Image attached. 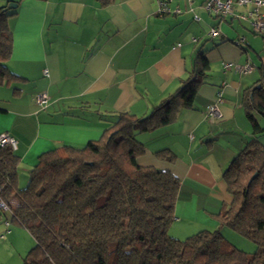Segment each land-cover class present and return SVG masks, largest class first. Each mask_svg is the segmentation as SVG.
I'll use <instances>...</instances> for the list:
<instances>
[{"label":"crops","instance_id":"1","mask_svg":"<svg viewBox=\"0 0 264 264\" xmlns=\"http://www.w3.org/2000/svg\"><path fill=\"white\" fill-rule=\"evenodd\" d=\"M9 3L16 7L8 9L14 14L7 20L12 53L6 66L24 80L0 86V133L14 137L16 169L28 174L41 152L99 138L117 113L146 115L186 77L195 53H204L209 70L192 107L171 124L135 137L144 146L138 164L168 170L180 181L169 234L182 238L195 229H216L211 214L230 202L222 172L252 137L242 91L259 78L253 70L242 75L223 65L249 59L257 69L247 51L263 54L264 36L250 43L241 36L245 51L231 42V30L207 42L209 26L220 21L204 10L203 0H170L169 7L180 13L163 16L156 13L157 0H0L5 8ZM232 19H225L230 27ZM238 22L250 29L247 21ZM218 87L221 116L212 120L204 110ZM39 92L48 96L44 108L34 101ZM255 118L264 126L262 117ZM161 149L173 153L174 161L157 158ZM10 232L0 231V240ZM7 242L0 241V252Z\"/></svg>","mask_w":264,"mask_h":264},{"label":"trees","instance_id":"2","mask_svg":"<svg viewBox=\"0 0 264 264\" xmlns=\"http://www.w3.org/2000/svg\"><path fill=\"white\" fill-rule=\"evenodd\" d=\"M8 11L0 6V86L24 80L6 66L12 53L7 20L14 14ZM262 52L260 77L241 96L252 137L222 172L230 202L211 214L216 229L171 236L180 181L168 170L137 162L144 146L136 133L171 124L192 107L209 70L198 50L186 77L146 115L119 112L99 138L41 152L25 187H18L20 157L9 145L0 146V198L8 207L3 216L34 241L21 264H264V144L258 139L264 126L255 118L264 119V45ZM155 155L175 159L168 149ZM223 228L253 242L255 250L231 246Z\"/></svg>","mask_w":264,"mask_h":264},{"label":"built area","instance_id":"3","mask_svg":"<svg viewBox=\"0 0 264 264\" xmlns=\"http://www.w3.org/2000/svg\"><path fill=\"white\" fill-rule=\"evenodd\" d=\"M170 0H157V9L156 13L159 16L167 14H177L180 13L178 8L171 9L169 7ZM191 3V0H188ZM202 7L210 15L217 17V21L225 19L226 17L235 18L237 20L247 21L250 30L255 34L264 33V0H203ZM240 8L243 10L237 11L236 9ZM194 21H199L197 15H193ZM220 29L217 24L210 25L208 28L207 34L212 38L218 36ZM234 45L242 49V46L245 44L244 37H239L231 41ZM225 70H231L237 74L246 75L252 72L253 64L249 59H246L244 63H232L227 62L223 65ZM215 101L208 104L204 110V116L206 118L215 120L218 119L221 114L218 108V105L222 102V89L217 88L215 94ZM34 101L39 108H44L48 102V96L46 92H39L35 95ZM9 145L12 150L16 149L17 142L8 133H0V146ZM8 212V207L0 198V217L3 216V213ZM3 224L5 232H8L9 220L7 218L3 219ZM4 236L3 233H0V238Z\"/></svg>","mask_w":264,"mask_h":264},{"label":"rangeland","instance_id":"4","mask_svg":"<svg viewBox=\"0 0 264 264\" xmlns=\"http://www.w3.org/2000/svg\"><path fill=\"white\" fill-rule=\"evenodd\" d=\"M209 15V14H208ZM211 17H214L213 15H209ZM225 19H229V17H226ZM225 19H221V21L219 22V29H220V34L219 36L216 38L218 39L222 33L221 32H226L231 30L232 32L229 33L230 35H232V37H234V39H237L241 36H244L246 38V40L249 41L253 39L254 41H262V36H264V34H255L253 33L250 29L248 28H244L243 25L246 27V25L243 23H239L237 19L233 18L232 19V25L231 27L227 24V22L225 21ZM218 18L214 17V21H217ZM208 37L206 38V41H211L212 38L206 34ZM246 44V43H245ZM247 53H249L254 66H256L257 63H259L258 61V56L256 55V53L253 50H248ZM260 56H263V54H261ZM253 78H258L260 77L256 67L253 68ZM255 117L261 118L260 115L256 114ZM263 119V118H262ZM264 123V119L262 121ZM251 129V128H250ZM136 136V135H135ZM262 140L264 141V134L261 135ZM259 138V141H260ZM261 142V141H260ZM263 144V143H262ZM236 154V153H235ZM233 157V156H232ZM17 177H18V187H25L27 182H28V169L25 170L24 168L20 167L19 170H17ZM5 217L2 216L0 217V231H3L4 229V224H3V219ZM9 231H11L10 235H5L4 240H0V241H5L7 242V239L9 237H12L13 240L8 243V247H5L3 249L2 252H0V264H6L8 262V264H21L22 262V258L19 257L24 256L27 251L34 245V241L32 239V237L30 236V234L23 229L21 226H19L18 224L15 223H11L9 222ZM174 227V226H172ZM173 228H170L168 231L171 234ZM196 231L198 229H195ZM227 231L222 232L223 236L225 237V239L230 243L231 246L239 249V250H243L245 252L248 253H252L255 250V245L253 242H251L250 240L240 236L239 234H237L236 232L230 230V229H226ZM195 231V232H196ZM176 238V237H174ZM185 237L182 238H177V239H184ZM17 255V256H16ZM19 255V256H18ZM13 260H15L14 262L16 263H11V261L13 262ZM6 262V263H4Z\"/></svg>","mask_w":264,"mask_h":264},{"label":"water","instance_id":"5","mask_svg":"<svg viewBox=\"0 0 264 264\" xmlns=\"http://www.w3.org/2000/svg\"><path fill=\"white\" fill-rule=\"evenodd\" d=\"M16 7V3H9L8 5H7V9H12V8H15ZM257 86H259V85H257Z\"/></svg>","mask_w":264,"mask_h":264}]
</instances>
